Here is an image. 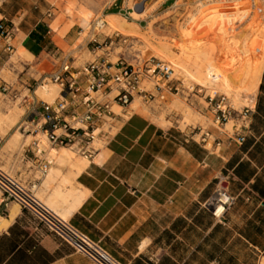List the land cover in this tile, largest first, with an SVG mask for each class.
Returning a JSON list of instances; mask_svg holds the SVG:
<instances>
[{
  "label": "rangeland",
  "instance_id": "rangeland-1",
  "mask_svg": "<svg viewBox=\"0 0 264 264\" xmlns=\"http://www.w3.org/2000/svg\"><path fill=\"white\" fill-rule=\"evenodd\" d=\"M114 1L52 0L57 12L50 23L51 30L65 35L73 27H79L83 34L78 45L89 36L91 22L102 18L108 24V28L103 30L105 34L118 31L128 40L123 49L111 54L112 61H116V54L123 51L130 58H158L170 62L176 68L181 92L168 96L167 101L162 103L145 104L136 97L135 105L138 108L131 106L126 113L115 108L117 113L124 116L116 120L108 139L95 140V153L109 143L123 121L134 113L150 118L175 136L177 148L183 146L182 139L187 135L190 139L187 149L193 156V196L200 191L202 182L209 184L210 200L216 198L220 190L234 198L221 219L213 217L209 207L211 216L217 221L216 228L209 235L210 261L217 259L219 264H264V200L251 189L254 181L246 184L234 177L233 171L228 168L234 157H239L241 161L249 160L241 152L236 138L239 134L253 135L249 130L252 117L249 118L248 129H241L247 122L238 112L249 109L254 114L261 95L260 86L264 76V0H117L125 1L124 12L132 14L125 16L124 12L116 10V14L107 15L113 11L109 7L113 6ZM135 5L140 9L142 7V16L136 14ZM100 40H103L102 36ZM93 58L85 50L76 55L74 66H82ZM20 62L22 60L17 54L0 73L4 80L14 84L15 90L12 96L0 93V166L26 181V170H35L36 177L40 176L36 165L29 161L32 155L25 153L36 138L43 141L41 147L54 160L51 168L57 162L56 151L61 149L50 148L41 135L35 137L19 129L30 112L24 99V96L31 95L28 86L38 90L37 97L33 94L38 102L41 99L46 101L39 88L53 83L39 82V86H35L31 75L26 71L21 73L23 67ZM11 63L18 69L16 74L9 70ZM30 74L36 79L40 77V74ZM193 87L194 92L191 91ZM200 88L202 93L196 91ZM209 95L216 96L211 105ZM223 97L225 100H222ZM222 101L232 107V111H237H233L228 120L234 121L231 126H226L228 121L222 126L215 122L214 110ZM200 130L209 132L207 143L200 140ZM16 138L18 145L13 142ZM71 152L75 160L85 158L75 151ZM260 162L261 167H256L255 163H252V167L257 168L258 175L264 180V158H260ZM69 169V165L61 167L62 174ZM20 172L24 177L18 176ZM57 181L60 185L61 180ZM68 186L72 187L73 184ZM37 196L55 211L42 193L37 192ZM213 221L208 219L209 226ZM202 223L204 225L205 217Z\"/></svg>",
  "mask_w": 264,
  "mask_h": 264
},
{
  "label": "crops",
  "instance_id": "crops-1",
  "mask_svg": "<svg viewBox=\"0 0 264 264\" xmlns=\"http://www.w3.org/2000/svg\"><path fill=\"white\" fill-rule=\"evenodd\" d=\"M116 1L107 15L126 9L125 1ZM56 12L52 0H4L0 5V17L20 23L17 54L30 65L29 74L50 73L62 60L75 63L77 54L89 52L87 38L77 45L79 27L65 35L51 30ZM53 48L61 54L57 59L50 55ZM3 58L0 47V66ZM176 140L150 118L131 114L81 172L69 165L71 170L62 174L56 162L37 192L122 264H219L210 261L209 235L217 221L209 209V184L200 182L193 196L190 139L185 135L179 148ZM25 172L27 178L18 174L25 182L36 177L35 170ZM17 206H2L0 218L7 223L0 228V264H93ZM209 218L215 220L211 226Z\"/></svg>",
  "mask_w": 264,
  "mask_h": 264
},
{
  "label": "built area",
  "instance_id": "built-area-1",
  "mask_svg": "<svg viewBox=\"0 0 264 264\" xmlns=\"http://www.w3.org/2000/svg\"><path fill=\"white\" fill-rule=\"evenodd\" d=\"M3 1L0 0V5ZM130 14L124 12L125 16ZM106 25L107 22L102 18L91 22L87 39L89 53L94 58L82 66L76 67L72 60L64 59L57 63L50 73L40 72L39 79H36L28 73L29 64L19 63L23 67L21 73L26 71L31 75L35 86L39 82L46 81L58 86L56 97L52 101L41 99L38 102L35 100L37 89L28 86L27 90L31 95L24 96V99L30 112L20 125V130L35 137L41 135L50 148H69L86 159H92L96 154L93 146L95 140L108 139L116 120L124 116L115 111L116 107L120 108L122 113H126L136 97L141 98L145 104L162 103L167 101L168 96H175L181 92L176 68L170 62L158 58L141 60L138 56L130 58L126 57L123 51L116 54V61H112L111 54L117 49H123L128 40L118 31L105 34L103 30ZM19 32V22L7 21L0 17V47L2 54L5 55L0 73L17 55L16 36ZM81 34L83 30L80 31ZM101 36L103 40H100ZM99 52L103 53L99 55ZM50 55L57 59L61 54L57 48H53ZM9 70L14 74L18 72L12 63ZM13 85L0 76L1 93L12 96L15 92ZM191 91L194 92L195 87ZM196 91L202 93L203 90L200 88ZM14 98L17 99V96L14 95ZM208 98L211 105L216 96L209 95ZM222 100L225 98L223 97ZM232 109L229 105L223 104V101L220 102L214 110L216 124L222 126L227 122L232 117L233 111L237 112ZM238 114L244 122H247L241 129H248L249 118L253 113L249 109H244V112ZM200 131V140L207 143L210 139L209 132ZM245 141V134H239L236 138L239 146ZM42 143L40 138H36L25 151L26 154L32 155L29 161L37 166V171L40 173V176L34 177V180L25 182L0 166L2 206L6 208L8 202H14L47 231L72 247L75 252L87 257L93 264H122L100 243L90 239L69 220L63 219L37 196L38 182L48 174L54 163V160L48 157L47 150L41 147ZM217 194L225 199L222 203V211L215 209L214 205L221 197L218 200H215V197L210 200L209 207L213 217L221 219L232 205L234 198L223 190L218 191ZM2 206H0V216L4 214Z\"/></svg>",
  "mask_w": 264,
  "mask_h": 264
},
{
  "label": "trees",
  "instance_id": "trees-1",
  "mask_svg": "<svg viewBox=\"0 0 264 264\" xmlns=\"http://www.w3.org/2000/svg\"><path fill=\"white\" fill-rule=\"evenodd\" d=\"M260 92L256 112L252 115L249 129L253 135L246 136V141L241 146V152L246 154L249 160L241 161L239 157H234L229 162L228 168L233 171L234 177L242 182L249 184L254 181L251 189L264 200V180L258 175L257 168L252 167V163H255L256 167H261L260 158H264V76Z\"/></svg>",
  "mask_w": 264,
  "mask_h": 264
},
{
  "label": "bare ground",
  "instance_id": "bare-ground-1",
  "mask_svg": "<svg viewBox=\"0 0 264 264\" xmlns=\"http://www.w3.org/2000/svg\"><path fill=\"white\" fill-rule=\"evenodd\" d=\"M142 4V3H141ZM137 8V5H135L134 6V10H135V12H136V14L138 15V16H141L140 14H141V12H139L138 11V9H136ZM143 8H144V6H143ZM108 28V24L106 25V28L105 29H107ZM189 76H192V75H189ZM41 89V96L43 97V99L45 98L46 99V101H52L55 97H56V92H57V85L55 84V83H50V84H47V85H45V86H41L40 88H39V90ZM38 91V90H37ZM36 91V92H37ZM37 95V94H36ZM51 98V99H50ZM47 99H50V100H47ZM244 101V100H243ZM135 102V101H134ZM134 104V103H133ZM132 104V105H133ZM133 107V109H137L138 108V106H136L135 104L132 106ZM116 108H118V107H116ZM234 121L233 120H230V121H228L227 122V125L226 126H231L232 125V123H233ZM14 137H16V136H14ZM14 139V138H13ZM20 139V138H19ZM14 144L15 145H18V138H16L14 141ZM61 149V154L59 155V156H55L56 158H57V163L59 164V165H61V166H66V165H72L73 166V168H75V169H77L78 170V172H81L87 165H88V162L86 161V159L85 158H83V159H81V160H79V164L78 165H76V164H73V159H74V157H73V153L71 152V151H73V150H71V149H69V148H60ZM69 150H71V151H69ZM53 172H54V169H52L51 170V173L53 174ZM75 193H77V191H74ZM221 197V198H220ZM220 198V200H218ZM215 200H218V202H216V203H214V205H215V209H218L219 211H222V203L225 201V199H224V197H222V196H219L218 194H217V196H216V198H215ZM53 210V209H52ZM58 214V213H57ZM60 216L63 218V219H65V220H68V214H65V213H60ZM7 223V221L6 220H4L3 218H0V228H2V226H3V224H6Z\"/></svg>",
  "mask_w": 264,
  "mask_h": 264
},
{
  "label": "water",
  "instance_id": "water-1",
  "mask_svg": "<svg viewBox=\"0 0 264 264\" xmlns=\"http://www.w3.org/2000/svg\"><path fill=\"white\" fill-rule=\"evenodd\" d=\"M136 9H138V11H139V12H141V11H142V7H141V9H140V8H138V7H137ZM223 186L225 187V186H226V183H225V184H223Z\"/></svg>",
  "mask_w": 264,
  "mask_h": 264
}]
</instances>
